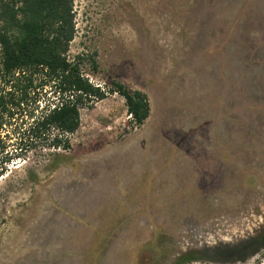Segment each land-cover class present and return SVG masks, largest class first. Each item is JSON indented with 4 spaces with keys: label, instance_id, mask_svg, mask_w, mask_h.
<instances>
[{
    "label": "rangeland",
    "instance_id": "374dc122",
    "mask_svg": "<svg viewBox=\"0 0 264 264\" xmlns=\"http://www.w3.org/2000/svg\"><path fill=\"white\" fill-rule=\"evenodd\" d=\"M108 93L0 176V264H264V0H74ZM93 59L96 61L94 67Z\"/></svg>",
    "mask_w": 264,
    "mask_h": 264
},
{
    "label": "trees",
    "instance_id": "16d2710c",
    "mask_svg": "<svg viewBox=\"0 0 264 264\" xmlns=\"http://www.w3.org/2000/svg\"><path fill=\"white\" fill-rule=\"evenodd\" d=\"M73 3L0 0V176L32 150L69 149L81 110L110 92L124 99L137 125L149 116L144 92L115 80L106 91L84 76L80 55L70 57Z\"/></svg>",
    "mask_w": 264,
    "mask_h": 264
}]
</instances>
